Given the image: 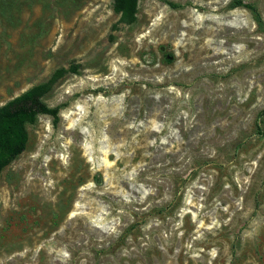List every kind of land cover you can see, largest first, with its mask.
<instances>
[{"label":"rangeland","instance_id":"374dc122","mask_svg":"<svg viewBox=\"0 0 264 264\" xmlns=\"http://www.w3.org/2000/svg\"><path fill=\"white\" fill-rule=\"evenodd\" d=\"M0 0V264H264V0ZM168 2H171L169 4Z\"/></svg>","mask_w":264,"mask_h":264},{"label":"trees","instance_id":"16d2710c","mask_svg":"<svg viewBox=\"0 0 264 264\" xmlns=\"http://www.w3.org/2000/svg\"><path fill=\"white\" fill-rule=\"evenodd\" d=\"M136 2L137 0H113V8L123 21L131 22L135 18ZM230 5L245 7L259 17L257 7L250 2L232 0ZM59 109L58 105L50 106L44 102L37 89H31L0 107V171L25 148L27 125L34 124L41 114L50 116L53 124H56L60 117Z\"/></svg>","mask_w":264,"mask_h":264}]
</instances>
